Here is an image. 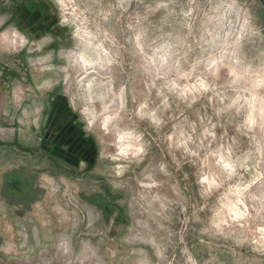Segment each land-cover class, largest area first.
I'll return each instance as SVG.
<instances>
[{
	"label": "rangeland",
	"instance_id": "obj_1",
	"mask_svg": "<svg viewBox=\"0 0 264 264\" xmlns=\"http://www.w3.org/2000/svg\"><path fill=\"white\" fill-rule=\"evenodd\" d=\"M53 2L69 33L61 88L74 131L62 148L31 147L78 180L89 218L58 224L49 206L45 253H24L31 224L23 253L0 251V264H264L258 0ZM103 186L116 204L105 217L81 200L106 201Z\"/></svg>",
	"mask_w": 264,
	"mask_h": 264
},
{
	"label": "crops",
	"instance_id": "obj_2",
	"mask_svg": "<svg viewBox=\"0 0 264 264\" xmlns=\"http://www.w3.org/2000/svg\"><path fill=\"white\" fill-rule=\"evenodd\" d=\"M258 2L264 16V2ZM10 27L29 41L14 51L7 42L2 43L5 47L0 45V229L7 241L0 251L6 255L23 253L16 250V240L31 239L28 229L33 224L36 251L28 249L24 253L40 256L46 248L42 246L39 224H45L46 220L42 222L35 214L24 212V200L15 202L12 195L23 190L25 172L47 162L39 161L43 153L31 147L32 142L43 148L50 144L62 148V144L72 141L67 131L74 128L71 125L67 130L64 128L67 124L63 123L68 112L60 66L61 51L67 45L69 33L53 0H0V31ZM43 155L45 159L50 157ZM23 241L19 244L27 243Z\"/></svg>",
	"mask_w": 264,
	"mask_h": 264
},
{
	"label": "flooded vegetation",
	"instance_id": "obj_3",
	"mask_svg": "<svg viewBox=\"0 0 264 264\" xmlns=\"http://www.w3.org/2000/svg\"><path fill=\"white\" fill-rule=\"evenodd\" d=\"M26 40L29 41L28 38H26ZM69 174H71L69 171L61 170L60 167L54 166L48 161L39 168H31L24 174L23 190H18L15 193L13 192L12 200L15 202L24 200L22 203L24 212L35 214L38 220H42V222L46 220V211H48L46 209L49 206H53L54 213L58 217L56 220L58 224L68 219L71 220L73 215H78L77 213L81 215V220L85 223L89 218V212L84 208L79 200L80 198H78V180ZM54 186H56L54 191L55 198L51 191ZM46 191L49 192L45 194ZM103 193V195H106V198H108V201L102 200L100 202L97 196H91L89 198L88 196H84L81 200L87 203V205L89 203L92 207H99L98 209L104 212L102 217H105L107 213L115 209L116 204L114 202V195L109 187L103 186ZM111 197L114 199L110 200ZM44 201H49L48 203L50 205L46 204ZM118 209L120 210V206H118ZM102 220L104 222V219ZM98 222L101 223L100 221ZM95 224L96 223L93 222L92 226L94 227ZM2 230L0 229V244L5 248L7 241L4 239L5 233ZM93 234L94 233L91 235L93 236ZM19 239L18 237L16 241H20ZM18 249L22 250V247L19 245Z\"/></svg>",
	"mask_w": 264,
	"mask_h": 264
},
{
	"label": "built area",
	"instance_id": "obj_4",
	"mask_svg": "<svg viewBox=\"0 0 264 264\" xmlns=\"http://www.w3.org/2000/svg\"><path fill=\"white\" fill-rule=\"evenodd\" d=\"M6 33L7 44L10 48L16 50L17 46H19V48H22L27 44L26 38L20 32L11 30L9 32L6 31Z\"/></svg>",
	"mask_w": 264,
	"mask_h": 264
},
{
	"label": "water",
	"instance_id": "obj_5",
	"mask_svg": "<svg viewBox=\"0 0 264 264\" xmlns=\"http://www.w3.org/2000/svg\"><path fill=\"white\" fill-rule=\"evenodd\" d=\"M263 2H264V0H263Z\"/></svg>",
	"mask_w": 264,
	"mask_h": 264
}]
</instances>
